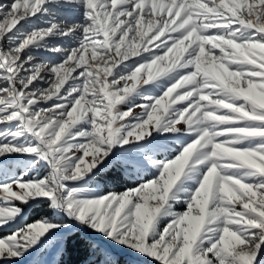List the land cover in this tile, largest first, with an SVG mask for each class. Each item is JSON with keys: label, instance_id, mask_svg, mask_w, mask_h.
Returning a JSON list of instances; mask_svg holds the SVG:
<instances>
[{"label": "snow or ice", "instance_id": "obj_1", "mask_svg": "<svg viewBox=\"0 0 264 264\" xmlns=\"http://www.w3.org/2000/svg\"><path fill=\"white\" fill-rule=\"evenodd\" d=\"M0 233V264H264V0L0 2Z\"/></svg>", "mask_w": 264, "mask_h": 264}, {"label": "trees", "instance_id": "obj_2", "mask_svg": "<svg viewBox=\"0 0 264 264\" xmlns=\"http://www.w3.org/2000/svg\"><path fill=\"white\" fill-rule=\"evenodd\" d=\"M124 183H126V181L123 178L110 180V184L113 188H116L117 185H123ZM118 190L124 189L120 187ZM89 258V253L78 239L71 240L67 245V250L63 257H58V259H60V264H87Z\"/></svg>", "mask_w": 264, "mask_h": 264}, {"label": "rangeland", "instance_id": "obj_3", "mask_svg": "<svg viewBox=\"0 0 264 264\" xmlns=\"http://www.w3.org/2000/svg\"><path fill=\"white\" fill-rule=\"evenodd\" d=\"M0 2H5V0H0ZM137 111H139V110L137 109ZM0 234H5V233H0ZM57 259H58V257H57ZM24 264H27V261H25ZM144 264H149V262L146 260L144 262Z\"/></svg>", "mask_w": 264, "mask_h": 264}]
</instances>
